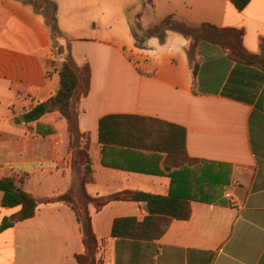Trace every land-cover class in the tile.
Listing matches in <instances>:
<instances>
[{
  "label": "crops",
  "instance_id": "1",
  "mask_svg": "<svg viewBox=\"0 0 264 264\" xmlns=\"http://www.w3.org/2000/svg\"><path fill=\"white\" fill-rule=\"evenodd\" d=\"M52 1L61 32L76 35L72 46L65 37L60 41L64 55L31 5L0 0V178L22 180L38 198L73 188L79 202L127 192L189 201L190 218L172 220L155 241L112 237L117 219L146 220V203L110 200L99 211L91 203L99 264H264V70L182 33L167 31L164 42L153 37L142 47L133 34L137 23L145 31L173 15L190 26L244 29L246 49L261 54L264 0H252L243 11L230 0H154L152 27L137 14V0ZM69 56L91 68L79 110L82 148H72L58 112L38 122L24 118L56 95L58 64ZM108 115L182 127L188 158L209 164L169 169L167 154L104 146L99 124ZM80 150L92 167L86 184ZM3 195L0 264H78L84 246L71 207L42 205L33 218L1 230L4 218L20 210L4 207Z\"/></svg>",
  "mask_w": 264,
  "mask_h": 264
},
{
  "label": "trees",
  "instance_id": "2",
  "mask_svg": "<svg viewBox=\"0 0 264 264\" xmlns=\"http://www.w3.org/2000/svg\"><path fill=\"white\" fill-rule=\"evenodd\" d=\"M31 5L41 14L52 33L53 42L59 54L66 53V47L61 45L63 38L58 24V6L52 0H22ZM239 11H243L252 0H230ZM167 31L182 33L199 41L209 43L227 50L232 60L264 70V52L250 53L244 45V29H220L208 24L190 26L179 22L173 15L166 17L154 27L143 30L137 23L133 31L138 47L153 37L165 41ZM60 76V88L56 95L46 102L40 103L25 114V121L38 122L48 114L58 112L66 121L67 131L72 148H82L79 144L85 134L80 130V104L90 91L91 68L89 65L80 67L71 56L67 57L57 69ZM100 142L104 146L128 147L147 152L167 154L168 168L183 166L186 163L209 164L204 161L190 160L186 153V131L177 125L154 118L134 115H108L100 120ZM79 140V141H78ZM78 141V146L76 144ZM83 162V183L91 181L92 167L88 154L80 150ZM85 159H88L86 162ZM23 181L14 177L0 178V191L3 192L2 204L6 208L20 207V210L4 218L1 230L15 227L19 223L33 218L42 205L65 204L71 207L80 225L84 251L76 256L78 264H99L98 253L100 241L96 235L92 216L88 206L93 203L101 210L110 200H131L147 204L150 216L143 222L136 218H119L114 222L112 237L133 240L155 241L161 238L169 229L172 220H187L191 216L188 200L170 196L162 197L142 192H127L113 196L107 201L85 196L83 202L76 199L73 188L63 195L51 198H38L26 192L20 184Z\"/></svg>",
  "mask_w": 264,
  "mask_h": 264
},
{
  "label": "rangeland",
  "instance_id": "3",
  "mask_svg": "<svg viewBox=\"0 0 264 264\" xmlns=\"http://www.w3.org/2000/svg\"><path fill=\"white\" fill-rule=\"evenodd\" d=\"M137 1L141 5V7H139L140 9H139L137 14H139L141 17H142V15L145 14V20L147 21V18L150 17V14H152L154 0H137ZM148 19L150 22V23H148L149 24L148 26L149 27L154 26L155 25L154 21L151 18H148ZM62 35H63V37L67 38L66 41L69 42L70 46L74 45L75 36H76L75 34H71V33L69 34V33L63 32ZM60 41L63 42L62 39ZM77 184H78V182L75 181V185H77ZM78 197H80V194H78Z\"/></svg>",
  "mask_w": 264,
  "mask_h": 264
},
{
  "label": "built area",
  "instance_id": "4",
  "mask_svg": "<svg viewBox=\"0 0 264 264\" xmlns=\"http://www.w3.org/2000/svg\"><path fill=\"white\" fill-rule=\"evenodd\" d=\"M227 197H228V198L231 197V194H227Z\"/></svg>",
  "mask_w": 264,
  "mask_h": 264
}]
</instances>
